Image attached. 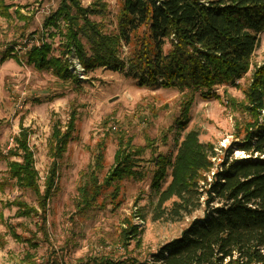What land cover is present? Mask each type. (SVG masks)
Masks as SVG:
<instances>
[{"label":"rangeland","instance_id":"1","mask_svg":"<svg viewBox=\"0 0 264 264\" xmlns=\"http://www.w3.org/2000/svg\"><path fill=\"white\" fill-rule=\"evenodd\" d=\"M61 1L0 0V264H25L27 255L39 263L55 255L57 264H70L95 254L120 257L125 251L142 260L178 237L191 219L202 217L203 205L191 217L153 220L158 190L151 186L152 164L143 163L146 173L142 180L124 179L112 203L107 198L105 208L81 216L75 213L74 204L81 172L93 164L97 145L102 143V178L113 164L119 139L146 148L144 161L157 154L172 160L177 145L190 130L198 133L201 143L213 147V167L217 168L224 151L241 140L255 121L248 115L243 91L264 61V30L258 36L246 74L232 84L215 86L208 96L201 97L199 92L166 87L161 80L152 83L142 70L133 69L131 52L122 41L116 69L105 66L86 71L81 66V72L76 64H69L76 55L73 46L62 53L67 41L65 23L59 19L55 26H44ZM122 1L79 0L83 8L105 6L102 15L89 19L100 23L106 34L116 33ZM147 34V28L136 32L137 38ZM79 38L88 51V43ZM41 44L50 46V56L61 59L68 80L50 70L38 71L25 62V52ZM161 49L162 53L169 51L168 40ZM8 52L12 54L3 59ZM70 113L75 118L72 139L59 163L57 190L47 201L45 212H41L35 195L9 179L8 163L18 160L5 155L24 127L29 132L27 144L33 153L37 183L43 190L51 163L47 144L53 121L64 126ZM263 117L261 113L257 121ZM179 122L186 124L182 127ZM244 157L241 152L233 153L235 159ZM168 182L169 175L159 190ZM103 192L98 203L112 188ZM14 200L23 201L35 211L20 216L11 204ZM127 221L135 227V235H127L126 239L122 231L127 229Z\"/></svg>","mask_w":264,"mask_h":264},{"label":"trees","instance_id":"2","mask_svg":"<svg viewBox=\"0 0 264 264\" xmlns=\"http://www.w3.org/2000/svg\"><path fill=\"white\" fill-rule=\"evenodd\" d=\"M104 9V5L83 8L79 0H62L44 26H55L59 19L65 23L67 41L62 53L73 46L76 59L86 71L105 66L116 69L122 41L131 52L133 69L142 70L152 83L161 80L166 87L199 92L201 97L208 96L215 86L232 84L246 74L258 36L264 30V0H207L206 5L198 0H123L116 33L108 34L100 23L89 19L102 15ZM141 28H147L148 34L137 38ZM80 36L88 43V51ZM166 40L170 49L162 53ZM11 54L6 53L3 59ZM50 54V46L41 44L28 49L24 60L38 71L50 70L68 80L61 59ZM243 92L248 115L255 121L241 140L229 145L215 169L213 147L201 143L195 130L183 136L172 160L157 154L144 161L146 148L119 139L113 164L102 178L104 146L98 144L93 164L80 174L74 201L76 214L83 216L105 208V199L109 203L116 199L121 181L142 180L146 173L143 163H151V186L158 190L153 220L191 217L203 205L202 217L191 219L178 237L142 260L125 251L126 255L120 257L95 254L70 264H264V117L257 121L264 113V61L254 70ZM187 108L188 103L183 117ZM74 119V113H70L64 126L53 121L47 144L51 163L43 190L37 183L33 153L27 144L29 132L24 127L5 155L18 160L8 163L9 179L35 195L41 212H45L47 201L57 190L59 163L72 139ZM178 124L183 127L186 122ZM235 151L245 157L233 158ZM167 175L169 182L159 190ZM106 188H112V192L98 203ZM11 204L20 216L35 211L20 200ZM126 228L122 231L126 239L127 235H135L130 221ZM24 263L57 264V256L39 263L27 255Z\"/></svg>","mask_w":264,"mask_h":264},{"label":"built area","instance_id":"3","mask_svg":"<svg viewBox=\"0 0 264 264\" xmlns=\"http://www.w3.org/2000/svg\"><path fill=\"white\" fill-rule=\"evenodd\" d=\"M202 5H206L207 4V0H198ZM73 57V56H72ZM72 60V59H70ZM70 60H69V64L73 65L76 64L79 68H81V72H83V68L81 67L80 63L78 62V60L76 59V57H73V60L71 61L70 63ZM76 62V63H75ZM72 67V66H70Z\"/></svg>","mask_w":264,"mask_h":264}]
</instances>
